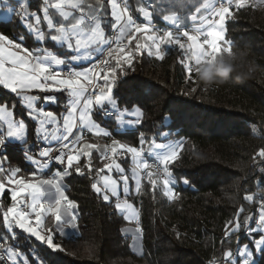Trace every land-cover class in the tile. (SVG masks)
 <instances>
[{"label":"snow or ice","instance_id":"1","mask_svg":"<svg viewBox=\"0 0 264 264\" xmlns=\"http://www.w3.org/2000/svg\"><path fill=\"white\" fill-rule=\"evenodd\" d=\"M189 2L191 7L182 12ZM248 6V0H140L135 8L130 0H41L33 9L30 0H0L5 19L15 16L37 42L30 47L24 36L0 34V90L13 95L12 100L0 101V208L4 209L0 264H43L39 253L17 247L14 242L21 239L35 238L49 249L64 250L54 243V233L72 236L79 219L77 204L62 183L70 170L92 175L94 193L112 204L114 214H123L125 221L135 219L138 226L132 238L143 239L139 213L129 200L133 192L124 158L131 157L135 194H140L146 177L153 192L159 184L168 200H177L171 165L178 161L183 142H158V136H171L163 129L151 137L138 132V146L115 138L141 127L145 115L135 99L118 95L120 77L134 71L138 57L146 54L163 60L173 46L188 61L180 63L189 76L198 74L202 64L233 53L226 37L227 21ZM157 18L168 26L157 27ZM51 105L64 111L50 110ZM92 135L111 143L101 149L87 142ZM15 149L22 159L13 166L10 152ZM94 151L100 154L96 166ZM252 159L264 164V147ZM24 161L35 170H26ZM55 164L63 170L44 176ZM242 199L256 208L246 212L241 204L235 210L219 241L222 258L209 264H257L256 254H264V192L258 197L245 194ZM46 214L54 218L55 228L41 234L39 226ZM241 231L253 239L242 243L237 238ZM233 239L235 252L229 244Z\"/></svg>","mask_w":264,"mask_h":264},{"label":"trees","instance_id":"2","mask_svg":"<svg viewBox=\"0 0 264 264\" xmlns=\"http://www.w3.org/2000/svg\"><path fill=\"white\" fill-rule=\"evenodd\" d=\"M30 3L37 9L41 0ZM155 22L164 24L159 18ZM0 34L17 39L24 36L26 46H37L15 16L0 21ZM226 37L238 54L231 61V73L221 70L222 62L229 61L220 54L206 69L189 76L180 63L184 54L173 46L163 60L146 54L138 57L134 71L120 77L118 95L135 99L145 115L141 127L115 138L138 146V132L151 137L163 129L171 136H158V141L183 142L178 161L171 165L179 199L168 200L159 184L153 192L148 182L139 195L129 197L139 210L143 226V255L133 252L132 238L123 231L132 224L122 218L123 214H114L112 204L94 193L92 175H79L74 170L63 181L66 195L77 204L78 235L65 238L54 233V243L63 251L49 249L35 238L15 241L18 248L39 253L43 264H209L222 258L219 241L226 222L241 204L246 212L256 208L242 199L245 194L258 197L264 192V183H258L264 181V164L252 159L264 147V7L249 5L236 12L227 21ZM213 75L212 84L206 86L202 80ZM12 99L10 92L0 90V101ZM49 107L58 113L64 111L56 105ZM16 112L20 113L19 107ZM97 140L111 143L102 137ZM10 154L13 166L21 162L19 149ZM99 155L93 152L94 166ZM124 161L132 189L130 155ZM23 166L35 170L27 161ZM57 169L53 165L43 175L47 177ZM112 175L119 177L118 173ZM184 179L189 184H183ZM6 202L11 204L10 199ZM3 211L0 208V233ZM54 228L53 219L48 218L46 229ZM237 238L242 243L253 239L243 231ZM229 244L236 251L235 239ZM255 259L257 264H264V254L257 253Z\"/></svg>","mask_w":264,"mask_h":264},{"label":"crops","instance_id":"3","mask_svg":"<svg viewBox=\"0 0 264 264\" xmlns=\"http://www.w3.org/2000/svg\"><path fill=\"white\" fill-rule=\"evenodd\" d=\"M90 2H92V3H95V0H90ZM140 2V0H130V3L133 5V7L135 8L137 5H138V3ZM105 7L106 8H108V5H107V3L105 2ZM188 7H191V3L189 2V3H186V7L184 8V9H181V11L183 12V11H186L187 10V8ZM109 11H110V9H108ZM134 15H136L137 16V18H140V14L139 13H136V12H134ZM12 19V18H11ZM10 19V20H11ZM0 21H9L8 19H5V15H4V13H2V12H0ZM109 32H110V29H109ZM51 110V109H50ZM129 130V129H128ZM98 138H101V137H96V136H94V135H92V136H89V138H88V143H95V144H98L100 147H101V149H103L104 148V146L105 145H110V144H104V143H102V142H100V141H98L97 139ZM158 142H161V141H158ZM166 142H168V141H166ZM150 159V158H149ZM133 165H132V162H131V167H132ZM49 176H51V175H49ZM62 183H63V185H64V181H62ZM130 186V185H129ZM142 186H143V182L141 181V188H142ZM65 188V187H64ZM66 192V191H65ZM132 192H133V194H135V180L134 179H132ZM131 202V201H130ZM135 208H136V211L139 213V210H138V208H137V206H135ZM75 214H76V209H75ZM139 217H140V214H139ZM48 218H51L50 216H48L47 214L45 215V217L43 218V220H42V223H41V225L39 226V228H40V231H41V234H44L45 233V230H46V224H47V219ZM33 219V224H34V226H36L35 225V217H33L32 218ZM53 219V223H54V226H55V220H54V218H52ZM128 223H130V224H132L131 226H128V227H126L124 230H127V236H130L131 238L135 235V232H134V230H135V228L138 226L137 225V222H136V220L135 219H133V220H130V221H127ZM134 224V225H133ZM125 233V232H124ZM78 235V230H76V232L72 235V236H77ZM63 237H65V238H69V237H71V236H63ZM131 247H132V250H133V252L136 254V255H138V256H142L143 255V245H142V240H138V241H135L134 242V240H133V238H132V244H131Z\"/></svg>","mask_w":264,"mask_h":264},{"label":"clouds","instance_id":"4","mask_svg":"<svg viewBox=\"0 0 264 264\" xmlns=\"http://www.w3.org/2000/svg\"><path fill=\"white\" fill-rule=\"evenodd\" d=\"M237 53L233 52L232 54H224V58L227 59L228 63L221 64V70H226L229 73L234 71V65L231 63V61L235 60L237 58ZM215 79V76H209L205 77L202 81L205 83L206 86H210L212 84V80Z\"/></svg>","mask_w":264,"mask_h":264},{"label":"built area","instance_id":"5","mask_svg":"<svg viewBox=\"0 0 264 264\" xmlns=\"http://www.w3.org/2000/svg\"><path fill=\"white\" fill-rule=\"evenodd\" d=\"M248 2L252 5V6H254V7H256V8H263L264 7V4H261L260 2H259V0H248ZM264 2V1H263ZM139 19V18H138ZM162 22V21H161ZM155 24H156V26L157 27H167L168 25H166V24H159L158 22H155ZM54 166H57L60 170H63V166L62 165H59V164H55ZM68 176V175H67ZM66 177V176H65ZM65 179V178H64ZM63 179V180H64ZM142 182H147V178L145 177L143 180H142ZM66 191V190H65Z\"/></svg>","mask_w":264,"mask_h":264},{"label":"rangeland","instance_id":"6","mask_svg":"<svg viewBox=\"0 0 264 264\" xmlns=\"http://www.w3.org/2000/svg\"><path fill=\"white\" fill-rule=\"evenodd\" d=\"M264 0H259V2L261 3V4H264V2H263ZM248 4L249 5H251L249 2H248ZM258 9H261V8H258ZM171 48V47H170ZM170 48L168 49V51L170 50ZM168 51L166 52V54L168 53ZM165 54V55H166ZM185 62L187 63L188 61L185 59ZM211 62L212 61H210V62H208V63H205V64H202L201 66H200V70H204V69H206L209 65H211ZM193 63H194V61H193ZM148 182V181H147ZM144 183H146V182H143V184ZM235 252V251H234Z\"/></svg>","mask_w":264,"mask_h":264}]
</instances>
